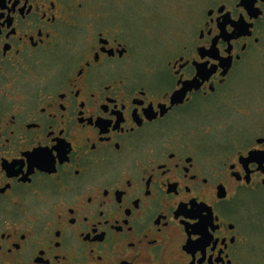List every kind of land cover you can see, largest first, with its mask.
Here are the masks:
<instances>
[{"label":"flooded vegetation","instance_id":"1","mask_svg":"<svg viewBox=\"0 0 264 264\" xmlns=\"http://www.w3.org/2000/svg\"><path fill=\"white\" fill-rule=\"evenodd\" d=\"M186 2L151 75L101 0H0V264H244L263 238L264 122L207 117L264 65V0Z\"/></svg>","mask_w":264,"mask_h":264},{"label":"rangeland","instance_id":"2","mask_svg":"<svg viewBox=\"0 0 264 264\" xmlns=\"http://www.w3.org/2000/svg\"><path fill=\"white\" fill-rule=\"evenodd\" d=\"M97 4L99 0H91ZM188 0H101L110 8L122 24L133 31L137 41V61L150 74L157 72L156 65L163 53L171 51L179 38L177 19L185 17V11L177 7ZM187 3V2H186ZM185 3V4H186ZM176 19V20H175ZM140 60V61H139ZM260 60V59H259ZM257 58L244 61L238 75L231 81L227 98L209 109L207 119L212 124L211 135L225 140L228 134L250 129L255 123L264 122V65ZM159 75L156 73L153 77ZM152 77V78H153ZM251 217L256 218V208H264V188L251 194ZM264 230V223L255 224ZM244 264H264V236L250 242Z\"/></svg>","mask_w":264,"mask_h":264}]
</instances>
